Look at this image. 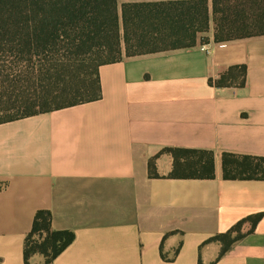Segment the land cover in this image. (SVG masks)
<instances>
[{
  "label": "crops",
  "instance_id": "0c3cea01",
  "mask_svg": "<svg viewBox=\"0 0 264 264\" xmlns=\"http://www.w3.org/2000/svg\"><path fill=\"white\" fill-rule=\"evenodd\" d=\"M233 65L246 67L244 87L207 84ZM98 76L97 101L0 124V264H23L38 210L73 234L50 264H264V180H224L220 169L222 153L264 157V35L213 43L211 31ZM164 148L211 151L213 179L167 178V154L149 178ZM257 214L219 256L209 239Z\"/></svg>",
  "mask_w": 264,
  "mask_h": 264
},
{
  "label": "trees",
  "instance_id": "16d2710c",
  "mask_svg": "<svg viewBox=\"0 0 264 264\" xmlns=\"http://www.w3.org/2000/svg\"><path fill=\"white\" fill-rule=\"evenodd\" d=\"M209 30L213 43L264 35V0H0V124L97 101L100 66L191 48ZM245 75L244 65H233L207 84L242 88ZM161 154L171 157L169 179L214 177L211 151L164 148L148 160L149 178L159 177ZM220 169L224 180H264V157L222 153ZM260 218L248 216L209 241L221 244L222 256ZM72 241L71 232L51 228L49 211L38 210L23 264L33 255L50 264Z\"/></svg>",
  "mask_w": 264,
  "mask_h": 264
},
{
  "label": "rangeland",
  "instance_id": "374dc122",
  "mask_svg": "<svg viewBox=\"0 0 264 264\" xmlns=\"http://www.w3.org/2000/svg\"><path fill=\"white\" fill-rule=\"evenodd\" d=\"M122 1H120L121 3ZM211 30H209L207 33H205L203 36H202V42H206L205 40H207L208 38V35L210 34Z\"/></svg>",
  "mask_w": 264,
  "mask_h": 264
},
{
  "label": "built area",
  "instance_id": "2783aa9c",
  "mask_svg": "<svg viewBox=\"0 0 264 264\" xmlns=\"http://www.w3.org/2000/svg\"><path fill=\"white\" fill-rule=\"evenodd\" d=\"M202 50H205L203 47H201Z\"/></svg>",
  "mask_w": 264,
  "mask_h": 264
}]
</instances>
